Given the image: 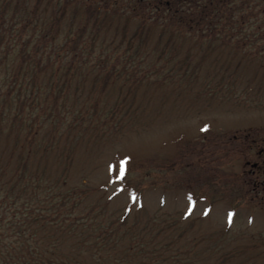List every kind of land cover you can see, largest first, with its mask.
<instances>
[{
	"label": "rangeland",
	"instance_id": "374dc122",
	"mask_svg": "<svg viewBox=\"0 0 264 264\" xmlns=\"http://www.w3.org/2000/svg\"><path fill=\"white\" fill-rule=\"evenodd\" d=\"M43 5L89 48L0 57L35 93L0 88L1 264H264V57Z\"/></svg>",
	"mask_w": 264,
	"mask_h": 264
},
{
	"label": "trees",
	"instance_id": "16d2710c",
	"mask_svg": "<svg viewBox=\"0 0 264 264\" xmlns=\"http://www.w3.org/2000/svg\"><path fill=\"white\" fill-rule=\"evenodd\" d=\"M43 2L54 5L56 12L67 6L83 9L86 14L89 12L88 17L115 10L121 15L132 13L143 22L174 21L189 34L225 39L264 57V0H0V57L8 59L16 51L29 53L33 45L36 55L32 58L39 63L45 59L51 62L59 61L63 55L77 58L89 48L88 43L80 45L87 35L82 28H70L63 34L54 24L57 18L49 21L44 17ZM87 29L88 26L86 32ZM61 36L63 42L59 41ZM40 40L47 42L41 44ZM42 50L49 53L47 58L38 56ZM28 83L12 75L0 78V88H8L7 92L19 87V93L35 94L25 87ZM9 258L0 250V264Z\"/></svg>",
	"mask_w": 264,
	"mask_h": 264
},
{
	"label": "flooded vegetation",
	"instance_id": "af4514ba",
	"mask_svg": "<svg viewBox=\"0 0 264 264\" xmlns=\"http://www.w3.org/2000/svg\"><path fill=\"white\" fill-rule=\"evenodd\" d=\"M259 155L263 156V159L252 163L251 174H254L253 176L255 177V179L253 180V184H254L253 188H257L258 186H264V180H262L261 182H258L261 176H264V151H260Z\"/></svg>",
	"mask_w": 264,
	"mask_h": 264
}]
</instances>
